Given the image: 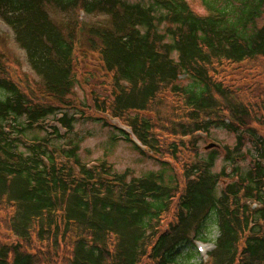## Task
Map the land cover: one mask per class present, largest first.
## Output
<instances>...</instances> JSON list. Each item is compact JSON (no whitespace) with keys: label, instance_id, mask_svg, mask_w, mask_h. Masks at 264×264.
Listing matches in <instances>:
<instances>
[{"label":"trees","instance_id":"trees-1","mask_svg":"<svg viewBox=\"0 0 264 264\" xmlns=\"http://www.w3.org/2000/svg\"><path fill=\"white\" fill-rule=\"evenodd\" d=\"M200 1L205 15L188 0H0L42 82L23 84L0 53V264H264V138L252 124L264 115V0ZM90 56L106 94L92 91L101 116L87 119L159 172L89 166L78 143L56 144L58 127L28 136L50 117L71 134ZM213 129L237 140L218 173L220 152L198 153ZM198 243L213 246L206 259Z\"/></svg>","mask_w":264,"mask_h":264},{"label":"rangeland","instance_id":"rangeland-1","mask_svg":"<svg viewBox=\"0 0 264 264\" xmlns=\"http://www.w3.org/2000/svg\"><path fill=\"white\" fill-rule=\"evenodd\" d=\"M131 2H138L139 0H127ZM191 8L196 13L205 15L207 11L203 8L200 0H188ZM80 20L84 24H95L99 21H105L106 18L103 16L99 17H84L82 14L79 15ZM257 27H264V10L257 22ZM82 47L87 44V38L84 34L80 37ZM0 53L5 54L11 63V73L13 76L20 78L23 84H42L40 78L32 72L25 51H22L15 40V36L12 30H10L3 20H0ZM98 67L97 59L94 56L86 58L81 64L79 70L82 71V76L79 75V84L70 96V101L75 108L70 109L69 115L75 116L76 122L74 123V129L71 134L66 133V130L61 126H58L55 117H50L43 123V127L46 130L38 129L28 134L29 137L34 136H48L54 137V130L50 126L58 127L59 132L62 135L61 140H55L59 146H66L68 143H78L80 147L79 157L83 163L88 165H95L99 162H107L112 165L116 172L124 173L130 172L135 178H139L149 174L150 172H159L161 166L152 159L137 153L133 146L129 143H125L122 140H114L116 131L110 127L103 126L98 122H95L91 118L94 115H99L95 112L94 103L92 102V91L102 94H106L101 81L102 73L96 70ZM24 85V86H25ZM27 86V85H26ZM101 116V115H99ZM256 123H252L253 126L260 132L264 138V115L258 116ZM111 124L123 128L124 124L119 121L111 120ZM209 137L204 138L199 146V154L202 158L208 157L210 151L217 149L220 152V157L217 160L215 172H220L223 168H229V164L224 162L225 152L224 149H233L236 146V136L227 132L226 130L213 129ZM216 144L213 149H207L210 144ZM252 151L248 155L246 161H240V166L243 169H247L251 165L252 145L248 143L246 151ZM213 236V235H212ZM211 236V237H212ZM213 238V237H212ZM205 251L212 249V245L205 246ZM206 259V256L204 257Z\"/></svg>","mask_w":264,"mask_h":264},{"label":"water","instance_id":"water-1","mask_svg":"<svg viewBox=\"0 0 264 264\" xmlns=\"http://www.w3.org/2000/svg\"><path fill=\"white\" fill-rule=\"evenodd\" d=\"M214 147V145H210L209 147H207V149H212Z\"/></svg>","mask_w":264,"mask_h":264}]
</instances>
